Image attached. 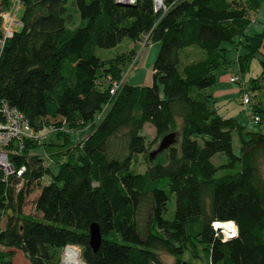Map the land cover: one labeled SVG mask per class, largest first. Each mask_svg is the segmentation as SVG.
I'll use <instances>...</instances> for the list:
<instances>
[{
	"label": "trees",
	"instance_id": "trees-1",
	"mask_svg": "<svg viewBox=\"0 0 264 264\" xmlns=\"http://www.w3.org/2000/svg\"><path fill=\"white\" fill-rule=\"evenodd\" d=\"M19 1L21 29L0 57V100L23 112L36 131L51 125L63 134L58 152L67 159L52 173L30 154L42 140H28L10 156L15 172L0 178V247L7 249L0 263L15 264L19 249L30 264H59L58 250L78 245L86 264H167L162 254L184 264L185 249L200 243L204 264H264V132L245 131L235 117L221 115L211 90L232 61L225 43L243 45L240 73L259 55L264 74V30L247 34L262 0H162L158 10L154 0H70L79 20L69 0ZM8 3L0 0V13ZM1 23L0 17V37ZM144 36L159 44L152 86L124 80L133 48L107 61L95 52ZM191 46L205 56L181 67L180 52ZM249 82L258 89L257 78ZM255 110L264 126V108ZM146 123L156 138L171 135V142L166 161L153 162L149 153L139 172L137 156L149 148ZM85 127L90 132L72 142L67 128ZM218 153L226 160L216 164ZM47 174L51 180L43 184ZM36 186L38 216L24 211ZM172 196L174 213L166 218ZM216 221H233L236 235L225 236ZM93 222L102 233L97 250L89 243Z\"/></svg>",
	"mask_w": 264,
	"mask_h": 264
},
{
	"label": "rangeland",
	"instance_id": "rangeland-1",
	"mask_svg": "<svg viewBox=\"0 0 264 264\" xmlns=\"http://www.w3.org/2000/svg\"><path fill=\"white\" fill-rule=\"evenodd\" d=\"M243 1V0H242ZM70 12L76 19H80L79 13L76 8L72 5L69 0ZM24 11L23 5L19 0H9V3L2 7L1 10V29L6 28L9 20L11 18L10 30L19 31L21 29L20 20ZM8 21H4V17ZM250 23L247 28V34H253L256 32H261L264 30V0L261 1L260 6L256 10L251 11ZM6 23V24H5ZM226 47L229 48L228 57L232 60L229 65L220 71L219 81L214 85L211 90L213 92L214 106L217 108L218 112L225 117H235L239 123L244 126L245 131H263V124H259L258 121L254 119L255 115H258V110H255L257 106H262L264 108V74H261L262 68L260 60L257 55L252 59L250 68L244 74L239 72V65L237 62V57L240 54L245 52L242 44H236L235 46L225 43ZM133 48L135 54L130 55L128 61L125 62L123 66L122 76L124 80L129 84H140L152 86V65L156 58V55L159 50V44L157 42L149 41L147 36H144L140 41L133 42L129 38H124L117 46L104 49L96 47L95 52L98 56L104 57L107 59L114 58L117 54L128 51ZM198 51L197 53L194 51ZM264 52V48L262 49ZM128 53V52H127ZM264 54H261V56ZM205 56L204 50L198 46H191L184 48L180 52L181 67L193 60L202 58ZM230 75H237L240 78V83L230 81ZM110 78L103 77L101 81L106 83ZM257 78L258 79V89H253L250 85L249 79ZM247 92L251 98L249 104L243 103V94ZM106 111V108L98 116H102ZM56 120H50V123H54ZM52 126H46L42 129V134L46 133V138H44L36 147L30 149V154L38 155L43 159V164L51 170L52 173H55L58 168V162L65 161L67 156L65 154H60L58 151L62 149V143L65 141L64 135L61 134L57 136L56 131H51ZM71 136L72 142H78L82 140L89 132L90 128L85 127L84 129H68ZM143 134L146 137L147 143L149 144L148 152L143 153L137 156L135 162L136 171L143 172L147 166V154L151 151L159 149L161 144V138H156L155 128L151 123H146L143 129ZM240 141L236 132L233 133V149L235 153H239ZM167 150H161L159 155L156 154L153 158L154 161H166ZM226 160L224 153H218L213 157V161L216 164ZM261 170L264 175V162H260ZM222 173L219 171V174ZM51 180V174H47L44 178L41 179L43 184L49 183ZM39 187L36 186L33 192L29 195L27 203L24 207L25 213H30L32 215L38 216V211L34 207V198ZM168 190L167 187H165ZM175 209L174 196H172L171 201L168 205V211L165 213L166 218H171L173 216ZM215 227V226H214ZM222 231V230H221ZM223 233V232H222ZM224 234V233H223ZM225 235V234H224ZM226 236V235H225ZM79 249L80 258L81 256V247L78 245H71ZM70 246V247H71ZM69 247V246H68ZM67 248V247H66ZM66 248L59 249L58 253L60 255L59 264L62 263ZM7 251L3 246L0 247V253ZM13 261L15 264H26L29 262L27 257L19 249H13ZM163 260L167 264H173L174 257L166 254H162ZM185 264H204L207 261L206 255L204 254L202 244L196 243L195 247L191 245L187 247L182 255ZM1 264V263H0ZM30 264V262H29Z\"/></svg>",
	"mask_w": 264,
	"mask_h": 264
},
{
	"label": "built area",
	"instance_id": "built-area-1",
	"mask_svg": "<svg viewBox=\"0 0 264 264\" xmlns=\"http://www.w3.org/2000/svg\"><path fill=\"white\" fill-rule=\"evenodd\" d=\"M119 3L133 5L137 0H116ZM163 7V2L160 8ZM1 17V13H0ZM4 21H8L6 15L4 16ZM11 20L4 28L3 35L0 37V57L2 55L6 40L13 34L10 30ZM6 24V23H5ZM230 81L240 83V78L237 75H230ZM123 81L114 82L110 92L114 93L121 85ZM243 103H250V96L247 92L243 94ZM254 119L256 121L260 120L259 115H255ZM46 138V133L38 132L31 125L28 118L21 112L17 107L11 106L8 102L0 100V178H6L15 172V168L11 164L10 156L21 154L24 148V144L28 140H43ZM25 170V166L18 170V175H21ZM69 247L71 245H68ZM66 246V247H68ZM65 247V248H66ZM81 264H86L83 260L80 261ZM61 264H72L64 258ZM80 264V263H78Z\"/></svg>",
	"mask_w": 264,
	"mask_h": 264
},
{
	"label": "water",
	"instance_id": "water-1",
	"mask_svg": "<svg viewBox=\"0 0 264 264\" xmlns=\"http://www.w3.org/2000/svg\"><path fill=\"white\" fill-rule=\"evenodd\" d=\"M154 4H155V9L158 10L162 4V0H154ZM127 5V4H125ZM171 135H166L165 137H163V139L161 140V144L159 149L153 150L150 152V159H153L155 157L156 154H158L161 150L167 148L171 142L170 139ZM223 232V231H222ZM89 243L90 246L93 248V250H97L100 246V243L102 241V233L100 231V227L98 225V223L93 222L91 223L90 227H89ZM230 236V237H234ZM185 264V263H184Z\"/></svg>",
	"mask_w": 264,
	"mask_h": 264
},
{
	"label": "bare ground",
	"instance_id": "bare-ground-1",
	"mask_svg": "<svg viewBox=\"0 0 264 264\" xmlns=\"http://www.w3.org/2000/svg\"><path fill=\"white\" fill-rule=\"evenodd\" d=\"M158 1V0H157ZM215 228H219L223 231V233L227 236H233L234 233H237V226L233 221H225V222H214ZM65 259L70 261L72 264H81L80 252L76 247H67L65 251Z\"/></svg>",
	"mask_w": 264,
	"mask_h": 264
},
{
	"label": "crops",
	"instance_id": "crops-1",
	"mask_svg": "<svg viewBox=\"0 0 264 264\" xmlns=\"http://www.w3.org/2000/svg\"><path fill=\"white\" fill-rule=\"evenodd\" d=\"M18 250V249H17ZM26 264H29V262L28 263H26Z\"/></svg>",
	"mask_w": 264,
	"mask_h": 264
},
{
	"label": "clouds",
	"instance_id": "clouds-1",
	"mask_svg": "<svg viewBox=\"0 0 264 264\" xmlns=\"http://www.w3.org/2000/svg\"><path fill=\"white\" fill-rule=\"evenodd\" d=\"M234 235H235V233H234Z\"/></svg>",
	"mask_w": 264,
	"mask_h": 264
}]
</instances>
